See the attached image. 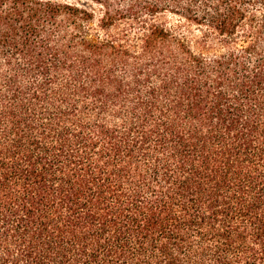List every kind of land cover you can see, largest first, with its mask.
<instances>
[{
  "label": "trees",
  "instance_id": "obj_1",
  "mask_svg": "<svg viewBox=\"0 0 264 264\" xmlns=\"http://www.w3.org/2000/svg\"><path fill=\"white\" fill-rule=\"evenodd\" d=\"M0 264H264V0H0Z\"/></svg>",
  "mask_w": 264,
  "mask_h": 264
}]
</instances>
